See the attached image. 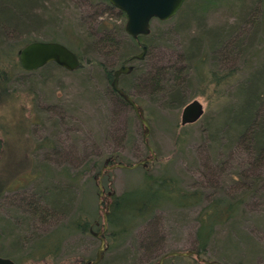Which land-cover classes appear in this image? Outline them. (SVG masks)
<instances>
[{"label": "rangeland", "instance_id": "374dc122", "mask_svg": "<svg viewBox=\"0 0 264 264\" xmlns=\"http://www.w3.org/2000/svg\"><path fill=\"white\" fill-rule=\"evenodd\" d=\"M52 1L49 16L58 20L59 29L55 35L49 36V30L37 35L36 41L50 42L58 35L57 43L69 50H77L79 40L83 45L91 43L88 32L93 33L100 20L108 19L105 21L110 26L126 21L118 9H109L100 0H69L62 11L55 7L60 0ZM195 1L189 0L182 13L184 18L194 17L195 10L202 13ZM232 8L231 5H216L204 9V20L197 23L194 21L197 17L193 18L183 27L184 33L182 29L176 31L178 26L182 28L178 20L173 19L166 25L152 20V50L146 56L144 54L142 64L141 60L134 59L126 67L142 65L151 71L158 66L174 65L178 62V54L200 27L221 28L233 23L235 13ZM171 28H176L171 36L158 40L159 31ZM145 42L141 40L142 45ZM261 46L264 47V41ZM140 53V50L136 51V55ZM88 57L113 71L121 67L116 57L100 58L94 53ZM83 62L85 64V60ZM239 64V61H231L208 67L222 72ZM103 77L102 70L96 65H83L73 72L53 65L49 70H37L29 75L15 71L14 98L8 104L0 105L3 145L0 182L2 180L4 187L0 197V257L19 264L35 240L55 228L62 229L68 220L76 218L80 207L82 216L89 221V230L93 234L101 232L103 214L113 197L138 189L143 185L145 175L163 173L175 177L188 191L202 192L200 204L182 209L165 206L146 221L136 220L124 237L110 243L112 248L99 264H153L165 253L192 250L198 225L195 218L201 207L216 198H240L243 194L245 199L235 211L236 219L217 228V238L207 257L221 264H264V165L254 162L242 147L228 145L226 140L213 145L210 133L223 120L225 105L236 102L235 86L222 88L229 99L217 101L211 96V89L201 91L204 88L201 77L193 75L186 105L197 100L202 104L204 114L193 126L180 128L177 126H180L183 108L174 112L163 110L160 103L151 104L147 92L133 85L128 88V93L144 113L149 127L146 130L130 106L111 96ZM177 138H180L178 145ZM145 141L153 149L155 160L135 169L114 167L119 164L129 167L151 159ZM106 160L110 162L104 168ZM100 170L101 198L97 189L100 176H95ZM57 186L64 189V194L72 192L74 195L70 213L53 214L46 222L40 217L34 218L32 208L26 203L30 198L56 192ZM16 229H20L22 236L18 241L19 248L14 240L18 233ZM63 232L59 234L64 235V240L56 256L48 255L25 264H60L74 257L81 258L84 264L94 260L100 244L98 238L77 231L70 235ZM23 238L27 239L24 246ZM108 240L105 239V243ZM57 241L54 237L53 242ZM228 245L237 251L222 257L220 254Z\"/></svg>", "mask_w": 264, "mask_h": 264}, {"label": "trees", "instance_id": "16d2710c", "mask_svg": "<svg viewBox=\"0 0 264 264\" xmlns=\"http://www.w3.org/2000/svg\"><path fill=\"white\" fill-rule=\"evenodd\" d=\"M52 2V0H0V105L8 104L14 98L12 84L16 70H21L26 75L35 73V71L28 72L21 68L19 52L28 44L36 42L37 35L49 31L51 32L48 33L49 36L57 33L59 22L49 16L51 15ZM68 2L69 0H60L57 2L58 6L55 7L62 11L68 6ZM99 2L105 3L109 9H115L107 0ZM184 3L182 9L170 20H154L160 25L171 23L173 19L178 20L182 28L178 26V29H175L179 32L182 29L184 33L183 27L192 22L193 18L197 17L194 20L197 23L204 20L205 15L202 14L205 13L204 9L216 5H231V7L233 6L231 10L235 13L233 14L234 22L221 28L200 27L182 53L178 54L177 63L167 67L158 66L151 71L142 65L131 66L132 69L127 74L120 76L118 87L129 97L130 89L128 88L133 85L135 88L139 87L142 91L147 92L151 104L160 103L163 110L174 112L184 108L188 102L186 94L193 75L201 77L202 84H204L201 91L211 89V96L217 101L229 99L228 95L223 94L222 88L235 86L236 102L225 105L223 120L215 130L209 131L212 133V143L213 145L220 144L226 140L228 145L242 147L254 162L264 165V47L261 46L264 41V0H197L194 4L202 9V13L198 11L197 13L195 10L194 17L191 15L190 18H184L182 15L189 0ZM235 4H237L236 7ZM119 15L126 20L123 12L119 11ZM105 20L98 22L93 33L88 32L91 38L90 44L83 45L78 39L77 50L71 49V51L79 59L78 69H81L83 65L99 67L108 88H110L111 96L128 105L119 94L112 90L114 71L108 69L102 62L92 59V56V58L88 56L90 53H94L100 58L116 57L120 66H126L130 64L131 58L136 56L137 50L142 52L143 46L146 47L145 56L152 50L154 32L150 28L148 36H139L138 40H134L126 34L125 23L110 26V23ZM175 29L159 31L158 40L165 39V36H171ZM57 37L58 35L53 36L50 42H57ZM143 39L146 42L142 45L141 40ZM83 60H85V64L82 63ZM231 61H239L240 64L222 72L209 68L212 64H227ZM52 65L57 66L54 63H49L38 70H49ZM25 78L22 77V79ZM133 102L137 104V102ZM177 127L181 128V125ZM180 138L176 139L177 145L180 143ZM2 146L0 139V164ZM100 172L101 170L95 176H101ZM1 182L0 197L4 191ZM56 189H58L56 192L49 193L47 196L29 199L26 205L32 208L30 209L34 218L40 217L44 220L43 222H46L53 214L70 213L74 204V195L72 192H68L69 195L64 194V189L61 187L57 186ZM65 190L70 191L69 188ZM239 197L216 198L201 207L195 218L198 224L195 229V247L189 250L194 252V255L165 257L171 253L168 252L153 264H157L163 257H165L163 264H203L197 260L195 255L210 261L211 259L207 255L210 247L212 248V243L217 238V228L224 227L236 219L235 211L245 199L244 194ZM202 199V192L186 190L173 176L163 173L157 176L145 175L142 186L130 190L120 197H113L109 204L106 223L108 229L104 232V240L110 239L111 241L108 240L106 243L107 248L103 259L106 252L112 248L110 243L124 237L136 220L146 221L153 215L152 213L165 206H171L173 209L192 208L199 205ZM82 214L84 213L80 207L76 218L68 220L66 224L62 225V229L55 228L35 240L36 242L31 248H28V252L22 257V260L18 261L19 264H22L21 261H24L25 264V262L39 258L45 259V257H49L48 255L56 256L60 252L64 240V235H59L64 233L63 230L66 231V235L75 231L82 235L90 234L89 221ZM19 233L18 231L14 236L18 248L20 245L18 241H21L22 237ZM54 237L58 238L57 243L53 242ZM26 243L27 239L23 238V246ZM235 251L237 250L228 245V247H224L223 254L220 255L228 257ZM60 264L84 263L81 258L74 257L67 258Z\"/></svg>", "mask_w": 264, "mask_h": 264}, {"label": "water", "instance_id": "95a60500", "mask_svg": "<svg viewBox=\"0 0 264 264\" xmlns=\"http://www.w3.org/2000/svg\"><path fill=\"white\" fill-rule=\"evenodd\" d=\"M111 6L123 12L126 21L124 25L125 32L128 36L134 40H138L139 36H148L150 34V24L151 21L156 19L159 21H167L173 18L178 11L181 9L182 5L186 0H107ZM264 24V17H263ZM146 52V47H142V52L135 56V59L142 60ZM49 63H54L58 67L68 71L73 72L79 67L78 57L64 45L57 42H32L25 46L19 52V64L21 68L25 71L32 72L36 71ZM131 70V67L121 66L113 73V80L111 83L112 90L119 94L126 103L133 109L136 116L140 120L141 124L146 130H149L148 122L144 118L143 111L133 102V100L123 93L118 87V78L122 74H127ZM204 114V109L202 104L193 100L184 106L181 113L180 125H192L197 123ZM147 137V132L144 134V139ZM145 146L148 152L151 154V159L147 161H141L133 166H124L122 164L116 165L114 167L118 168H128L135 169L139 166H145L149 161L155 160L153 149L145 141ZM109 160H106V163ZM101 177L97 184V189L99 191V198L103 195V187L101 185ZM112 193L109 194L111 196ZM103 231L102 233H94L93 235L99 239V247L96 251L95 258L89 264H99L103 259L104 252L107 248L103 233L107 229V212L103 214ZM194 255L192 251L184 252H171L165 257H189ZM197 260L203 264H220L216 261H207L201 258L199 255H195ZM165 257L161 258L157 264H163ZM0 264H15L10 259L0 257Z\"/></svg>", "mask_w": 264, "mask_h": 264}, {"label": "flooded vegetation", "instance_id": "af4514ba", "mask_svg": "<svg viewBox=\"0 0 264 264\" xmlns=\"http://www.w3.org/2000/svg\"><path fill=\"white\" fill-rule=\"evenodd\" d=\"M182 6H183V5H182ZM181 8H182V7H181ZM179 11H180V10H179ZM179 11H178V12H179ZM175 16H176V15H175ZM136 56H137V55H136ZM134 59H135V56L131 58V61H134ZM136 60H137V59H136ZM123 66H124V65H123ZM129 67H131V66H129ZM118 69H119V68H118ZM131 69H132V67H131ZM115 71H116V70H115ZM115 71H114V72H115ZM114 72H113V73H114ZM122 75H124V74H122ZM120 76H121V75H120ZM120 76H119V78H120ZM119 78H118V85H119ZM119 89H120V88H119ZM120 90H121V89H120ZM109 162H110V161H108L107 163L105 162V164H104V165H105L104 168H107L106 166H107V164H108ZM101 173H102V172H101ZM109 197H111V196H109ZM107 209H108V208H107ZM89 232H90V234H93V231H92V230H89ZM101 233H102V231H101ZM103 236H104V233H103L102 237H103ZM89 263H90V262H88L87 264H89Z\"/></svg>", "mask_w": 264, "mask_h": 264}]
</instances>
